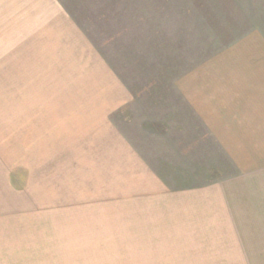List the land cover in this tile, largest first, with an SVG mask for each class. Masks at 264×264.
Wrapping results in <instances>:
<instances>
[{
	"label": "crops",
	"instance_id": "1",
	"mask_svg": "<svg viewBox=\"0 0 264 264\" xmlns=\"http://www.w3.org/2000/svg\"><path fill=\"white\" fill-rule=\"evenodd\" d=\"M15 1L0 0V18L27 14ZM53 9L22 42L54 49L23 56L22 102L8 104L21 112L8 150L23 151L0 153V264H79L111 239L134 240L119 254L137 264H238L230 192L264 171V67L228 93L206 77L176 89L173 66L138 59L151 37L123 7L83 8L88 34Z\"/></svg>",
	"mask_w": 264,
	"mask_h": 264
},
{
	"label": "rangeland",
	"instance_id": "2",
	"mask_svg": "<svg viewBox=\"0 0 264 264\" xmlns=\"http://www.w3.org/2000/svg\"><path fill=\"white\" fill-rule=\"evenodd\" d=\"M15 3L14 11H25L27 14L4 15L11 21L0 18V153L8 154L15 158L13 160H19L23 150L9 153L11 148L8 150V143L13 132H7V121L21 120V112L7 109L9 103L16 108L22 102L23 80L17 78L23 74L21 61L25 54L31 57L46 55L54 49L46 48V52H38L42 47L38 46L39 42H33L23 51L22 40L25 34L28 37L32 33L31 26L52 22L49 14H55V6L62 12L63 8H68L75 13L70 17L71 25L86 28L87 34L91 30H88L89 17L83 8L97 5L116 14V10L123 7L128 28H131L130 23L137 21L151 37L147 36L139 45L138 59L173 66L176 89L183 78L190 77L192 86L198 87L206 77L208 88L215 89V83L219 81L220 88L228 93L230 89H238L236 84L231 86V83H236L246 72L264 67V0H16ZM11 9L9 7L8 11L11 12ZM115 17L112 15V18ZM8 27L11 29L8 30ZM48 44L54 45V42ZM114 51L117 50L110 43L107 55L115 60ZM150 61L149 68L153 67ZM138 66L140 63L137 61ZM253 170H258V167ZM249 176L253 177L240 180V183L251 184L248 192L241 191L239 187H233L236 190L230 192L238 201L237 221L230 226V236L234 241L230 240L231 244L238 245L240 255L234 256L233 260L237 258L238 264H264V171ZM111 235L119 234L112 231ZM96 247L100 248L99 255H80L79 264H137L134 254H119L135 252L134 240H100L96 241Z\"/></svg>",
	"mask_w": 264,
	"mask_h": 264
}]
</instances>
